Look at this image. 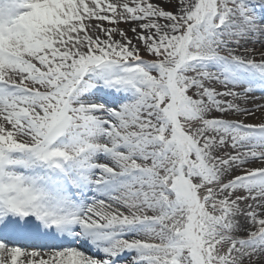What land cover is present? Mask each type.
Segmentation results:
<instances>
[{
    "label": "snow or ice",
    "instance_id": "1",
    "mask_svg": "<svg viewBox=\"0 0 264 264\" xmlns=\"http://www.w3.org/2000/svg\"><path fill=\"white\" fill-rule=\"evenodd\" d=\"M0 264H264V0H0Z\"/></svg>",
    "mask_w": 264,
    "mask_h": 264
}]
</instances>
